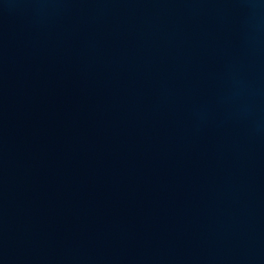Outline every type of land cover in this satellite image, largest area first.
<instances>
[{"label": "water", "instance_id": "obj_1", "mask_svg": "<svg viewBox=\"0 0 264 264\" xmlns=\"http://www.w3.org/2000/svg\"><path fill=\"white\" fill-rule=\"evenodd\" d=\"M0 264H264V0H0Z\"/></svg>", "mask_w": 264, "mask_h": 264}]
</instances>
